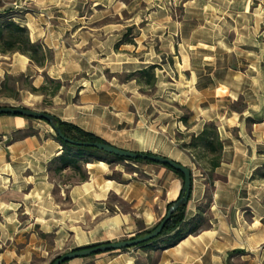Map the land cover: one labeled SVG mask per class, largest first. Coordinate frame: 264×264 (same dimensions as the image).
Returning a JSON list of instances; mask_svg holds the SVG:
<instances>
[{
	"label": "crops",
	"instance_id": "crops-1",
	"mask_svg": "<svg viewBox=\"0 0 264 264\" xmlns=\"http://www.w3.org/2000/svg\"><path fill=\"white\" fill-rule=\"evenodd\" d=\"M252 1L33 0L23 18L15 20L28 27L32 41L54 51L49 76L69 84L54 96L51 114L116 147L160 154L191 168L192 156L174 138L181 121L159 120L163 111L169 112L157 96L167 90L180 94L175 86L181 83L179 76L198 57H210L203 46L219 43L234 33L235 25L243 28L241 22L256 15ZM259 1L258 10L264 5ZM88 2L92 18L80 17ZM10 7L0 0V12H11ZM123 11L129 13L124 23L105 21ZM127 26L137 29L132 40L144 44L143 53L133 54L139 49L133 43L116 49ZM152 64L160 66L155 99L141 93L135 80L106 76ZM34 69L42 70L28 56L0 52V85L9 74ZM34 82L41 84L42 77L36 75ZM206 121L197 119L194 132H201ZM222 138L223 162L216 173L226 178L214 181L207 227L202 226L207 213L200 206L208 203L210 185L193 173L186 235L175 245L135 246L63 264H234L237 259L229 253L236 249L246 251L242 262L264 264V181L252 178L264 159L244 141L236 144L228 134ZM62 150L52 127L24 116L0 115V264H48L61 253L153 230L181 194L182 180L161 164L132 163L127 170L102 156L84 165L85 181L52 180L49 164Z\"/></svg>",
	"mask_w": 264,
	"mask_h": 264
},
{
	"label": "rangeland",
	"instance_id": "rangeland-1",
	"mask_svg": "<svg viewBox=\"0 0 264 264\" xmlns=\"http://www.w3.org/2000/svg\"><path fill=\"white\" fill-rule=\"evenodd\" d=\"M4 1L11 5V14L14 15V19H22L25 13V8H29L28 5L33 2V0ZM56 1L59 4H65L69 0ZM123 1L128 2L129 0ZM259 4H261V1L259 0L252 1V6L256 8L254 9L256 15L253 17L251 15V17H248L241 22V24L243 23L245 25L243 28L235 25L234 33L225 36V38L220 40L219 43L211 44V46H203V51L207 52L206 54L211 55L209 58L205 59L198 57L193 64L192 69L188 73L179 76L181 83L175 86L180 91V94L177 95L175 91L167 90L162 98H158L157 96L159 104L169 112L168 114L163 111L164 113L161 115H163L164 118H159V120H169L171 123L181 121L182 123H180L181 128L176 129L174 134L176 144L179 147L184 141L188 142L192 134H198L194 132V124L197 119L200 121L207 120L205 124L214 122L217 125L221 138L222 135L228 134L231 135L236 144L240 145L241 141H244V146L255 147L258 149V155L264 159V5L260 6V9L258 10L257 8L259 7ZM32 5H30V7H32ZM91 6H93V4L88 2L85 9L80 12V17L92 18L90 15L93 11ZM17 11H23V13H18ZM38 13L41 12L38 11ZM128 17L129 13L123 11L120 16L114 15L111 18H106L105 21H120L121 23H124ZM131 27L132 26H127L125 28V34L121 41L125 40V43H133L130 45L135 44V46L139 47V49H134V51H132L133 54L143 53V51H145L144 44H136L132 40L138 31L133 27L132 31L129 32V28ZM238 33H242V35L238 37ZM65 36L69 37V33L65 34ZM130 40L131 42H129ZM229 40L232 41L230 42ZM125 43H116V49ZM155 49L157 51L160 50L159 44H157ZM161 50L163 51L164 49ZM54 61L55 53L52 50V59L44 68H41V72L36 69L30 70L24 73V77H21L22 73L9 74L16 76L18 81H15L16 79L9 81V86L13 88L14 91H6L5 93L8 96L0 94V107H25L50 113L51 108L54 105V97H49L41 92L30 91L29 83L33 84L35 87H39L45 83L46 77H50L47 68ZM33 64L36 65L35 63ZM152 65H149L148 67ZM155 66L157 67L155 69L156 84L154 87L147 88L140 85L141 93L149 95L154 99L156 98V95H158L157 83L159 81L157 74L160 68L159 65L155 64ZM129 73L112 74L106 72V76L107 78L116 77L119 82H128L124 81V78ZM36 75L42 77V83L39 85L34 82ZM62 83L63 86L69 85L68 82L62 81ZM210 117L213 120H208ZM182 118H186V123L182 121ZM31 120L34 124H41L43 126L48 125L52 127L44 120L35 118H32ZM27 132L31 133L33 132V129L28 130ZM53 132L55 133L54 129ZM19 135L20 134H17L16 137ZM94 152L104 154L98 150H94ZM106 155L107 154L103 156L106 158H112L115 162L122 163L127 170L133 169V162L117 160ZM140 164L145 163H138V165ZM194 165L191 169L196 178H204L206 181L202 170L198 169L196 164ZM73 174L74 173L67 171L63 176L56 177V181H69V183H73L79 179L77 175L74 176ZM69 177L72 178L69 179ZM224 178H226L224 175L216 173L215 171L214 180L207 188L206 195L208 203L200 206V211L207 213V220L202 224L203 227H207L208 225V213L211 196L213 195L214 181L216 179ZM252 178L264 181V164L254 172ZM134 237L127 239H132ZM233 251L229 253V257L233 255V257L237 259L234 264H247V262L241 261V256L246 253L245 250H242L240 253H232ZM61 254L54 256L48 264H51L53 260ZM156 256L157 252L154 257Z\"/></svg>",
	"mask_w": 264,
	"mask_h": 264
},
{
	"label": "trees",
	"instance_id": "trees-1",
	"mask_svg": "<svg viewBox=\"0 0 264 264\" xmlns=\"http://www.w3.org/2000/svg\"><path fill=\"white\" fill-rule=\"evenodd\" d=\"M11 13L12 12L10 11L0 12V52L2 54H12L17 52L24 54L28 56L30 60L38 67L44 68L52 59V50L41 41H32L28 27L17 22L14 19V15ZM132 28L133 27L129 28V32L132 31ZM121 43H125V40L121 41ZM156 67L157 66L152 65L150 67L131 72L125 76L124 81L136 80L139 85L152 88L156 84ZM24 76L25 74L22 73L21 77ZM12 79H16L15 81H18L16 76L13 75H7L5 77L4 81L0 85V94L6 95V91H14V89L9 86V81ZM62 86L63 83L61 80H56L47 76L45 83L39 87H35L33 84L29 83V90L33 92H41L42 94H46L49 97H54L58 94ZM57 121L63 134L72 140L78 142L107 143L95 134L82 129L73 123L62 121L59 118H57ZM182 121L186 123V118H182ZM28 134L30 133L25 132L21 136H27ZM190 137V140L188 142L184 141L180 145V148L187 151L192 156L193 161L197 165L198 169L202 170L207 184L210 185L214 180L216 169L220 167L223 162L224 141L222 140L218 131V127L214 122L206 123L201 132L198 134H192ZM56 139L62 144L63 150L62 154L54 158L49 164L48 170L52 180H56V177L63 176L64 172L70 171L74 173V176L77 175L79 177V179L73 183L85 181L88 179V172L84 168V165L88 162L98 159V156L104 157L103 155L105 154L117 160L130 161L133 163H153L141 159H124L98 150L94 147L74 145L64 141L57 134ZM94 150L101 151L104 154L95 153ZM104 158L110 164L115 162V160L112 158ZM163 166L175 172L182 181L184 180L183 174L174 168H171L170 166ZM70 178L72 177H69V179ZM172 203H170L168 207H170ZM186 208L187 204H184L174 212L171 219L167 222L162 233L158 237L144 242L138 246L146 247L149 245L156 246L160 244L175 245L186 235L183 229L186 217ZM199 226L200 224L195 226L192 231L196 232ZM150 231L142 232L138 234L137 237L142 236ZM240 252H242V250H234L232 253Z\"/></svg>",
	"mask_w": 264,
	"mask_h": 264
},
{
	"label": "water",
	"instance_id": "water-1",
	"mask_svg": "<svg viewBox=\"0 0 264 264\" xmlns=\"http://www.w3.org/2000/svg\"><path fill=\"white\" fill-rule=\"evenodd\" d=\"M0 114H12V115H19L28 118L44 120L52 126V128L55 130V133L61 139H63L68 143L74 145L86 146V147H94L97 148L98 150L104 151L106 153L124 159H141L161 165H167L170 166L171 168H174L184 176L180 197L172 203V205L168 208L166 215L163 217L160 223L150 232L139 237H134L132 239L116 241V242H104V243L88 246L85 248L75 249L66 252L64 254H61L60 256L55 258L51 264H63L68 260L79 257H88L91 255L105 253L109 251L135 247L153 238H156L162 233L165 225L171 219L174 212L180 206L187 204L189 202L193 188V171L191 168L181 164L180 162L173 160L172 158L155 153L138 152V151L122 149L105 142H78L72 140L63 134L61 128L58 125L56 116L45 111H37L25 107L3 106L0 107Z\"/></svg>",
	"mask_w": 264,
	"mask_h": 264
},
{
	"label": "bare ground",
	"instance_id": "bare-ground-1",
	"mask_svg": "<svg viewBox=\"0 0 264 264\" xmlns=\"http://www.w3.org/2000/svg\"><path fill=\"white\" fill-rule=\"evenodd\" d=\"M175 197V196H174Z\"/></svg>",
	"mask_w": 264,
	"mask_h": 264
}]
</instances>
